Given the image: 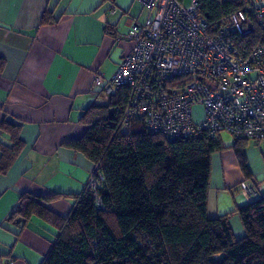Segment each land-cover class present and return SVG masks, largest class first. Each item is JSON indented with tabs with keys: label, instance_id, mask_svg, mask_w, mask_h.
Instances as JSON below:
<instances>
[{
	"label": "trees",
	"instance_id": "16d2710c",
	"mask_svg": "<svg viewBox=\"0 0 264 264\" xmlns=\"http://www.w3.org/2000/svg\"><path fill=\"white\" fill-rule=\"evenodd\" d=\"M238 6L198 0V12L210 24ZM234 43L242 54L264 43V26L255 25L234 37ZM127 96V89L119 88L106 103L89 106L82 115L84 134L63 143L102 173L96 190L102 208L96 209L87 185L77 194L22 193L6 218L17 227L15 236L32 217L57 230L41 264H264V195L216 217L207 215L211 155L224 148L219 136L169 140L148 130L142 120L123 127ZM0 132L9 141L0 139V174H6L23 141L19 127L5 119ZM234 138L230 147L244 180L250 179L244 151L250 139ZM60 197L73 199L66 216L45 205ZM232 214L241 221L243 237L236 238L232 231Z\"/></svg>",
	"mask_w": 264,
	"mask_h": 264
},
{
	"label": "crops",
	"instance_id": "0c3cea01",
	"mask_svg": "<svg viewBox=\"0 0 264 264\" xmlns=\"http://www.w3.org/2000/svg\"><path fill=\"white\" fill-rule=\"evenodd\" d=\"M146 15L135 0H0V123L5 119L18 126L23 141L12 166L0 174V264H41L48 254L55 228L32 217L16 237L17 227L6 218L22 193L67 195L85 188L93 164L63 143L84 134L82 115L89 106L107 102L108 95L93 88V79L115 71L132 46L117 35ZM0 139L9 142L3 132ZM222 144L211 155V218L264 195V150H244L250 177L259 182L258 194L247 198L238 189L245 175L235 153ZM45 205L66 216L73 199L60 197ZM229 223L236 238L244 236L237 214Z\"/></svg>",
	"mask_w": 264,
	"mask_h": 264
},
{
	"label": "built area",
	"instance_id": "2783aa9c",
	"mask_svg": "<svg viewBox=\"0 0 264 264\" xmlns=\"http://www.w3.org/2000/svg\"><path fill=\"white\" fill-rule=\"evenodd\" d=\"M147 12L117 39L132 41L115 71L97 74L93 88L106 95L126 88L121 124L142 120L146 128L166 139L207 137L221 132L264 144V43L240 53L234 37L264 26V0H221L238 8L208 23L198 11V0H135ZM111 13L116 12L112 6ZM203 117L195 120L193 108ZM103 175L94 166L86 185L96 190ZM238 189L247 198L257 195L255 178Z\"/></svg>",
	"mask_w": 264,
	"mask_h": 264
},
{
	"label": "rangeland",
	"instance_id": "374dc122",
	"mask_svg": "<svg viewBox=\"0 0 264 264\" xmlns=\"http://www.w3.org/2000/svg\"><path fill=\"white\" fill-rule=\"evenodd\" d=\"M188 2L189 0H183L184 5H187ZM193 114H194V118H199L202 113L198 108H194ZM219 138L222 143H226L229 145H231L235 140L234 136L228 134L227 132H221L219 134ZM244 149H247V151L251 152V154L260 153V149L264 150V144L259 142L255 143L254 140L250 139L244 144Z\"/></svg>",
	"mask_w": 264,
	"mask_h": 264
}]
</instances>
